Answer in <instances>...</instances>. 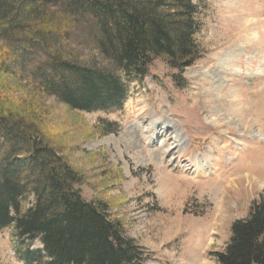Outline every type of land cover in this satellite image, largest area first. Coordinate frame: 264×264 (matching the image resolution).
<instances>
[{
  "label": "rangeland",
  "instance_id": "1",
  "mask_svg": "<svg viewBox=\"0 0 264 264\" xmlns=\"http://www.w3.org/2000/svg\"><path fill=\"white\" fill-rule=\"evenodd\" d=\"M193 4L200 55L181 76L162 59L142 78L122 74L90 40L72 44L84 64L119 75V107L74 111L14 79L0 82L10 100L35 104L84 175L82 198L107 204L144 264H217L232 223L264 199V0ZM27 251L42 256L40 241L19 238L13 224L0 229V264H28Z\"/></svg>",
  "mask_w": 264,
  "mask_h": 264
},
{
  "label": "trees",
  "instance_id": "2",
  "mask_svg": "<svg viewBox=\"0 0 264 264\" xmlns=\"http://www.w3.org/2000/svg\"><path fill=\"white\" fill-rule=\"evenodd\" d=\"M193 0H0V82L74 111H105L125 100L119 75L81 62L83 36L122 74L142 78L156 59L181 76L199 58ZM81 34V35H80ZM0 86V229L39 240L28 264H144L143 250L101 200L85 201L84 175L46 133L35 104L10 100ZM217 264H264V199L231 225Z\"/></svg>",
  "mask_w": 264,
  "mask_h": 264
},
{
  "label": "bare ground",
  "instance_id": "3",
  "mask_svg": "<svg viewBox=\"0 0 264 264\" xmlns=\"http://www.w3.org/2000/svg\"><path fill=\"white\" fill-rule=\"evenodd\" d=\"M261 22H262V21H261ZM244 23H245L246 25H248V27L253 26V24H252L253 22L251 21V19H250L249 21H247V22L245 21ZM248 27H247V28H248ZM255 42H256V41H255ZM254 134H255V133H254ZM255 136H256V134H255Z\"/></svg>",
  "mask_w": 264,
  "mask_h": 264
}]
</instances>
